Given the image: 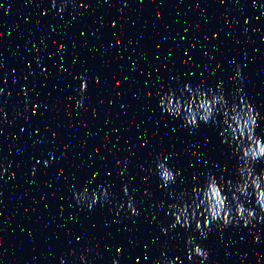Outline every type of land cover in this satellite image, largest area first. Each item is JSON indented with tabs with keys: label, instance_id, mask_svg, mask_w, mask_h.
<instances>
[{
	"label": "water",
	"instance_id": "obj_1",
	"mask_svg": "<svg viewBox=\"0 0 264 264\" xmlns=\"http://www.w3.org/2000/svg\"><path fill=\"white\" fill-rule=\"evenodd\" d=\"M61 4L0 0V264H60L70 249L66 264H83L82 254L88 264H154L162 256H179L176 264H264V220L251 231L238 223L194 233L206 261L185 255L195 221L168 227L180 192L215 202V182L196 192L209 175L237 177V197L251 183L243 164L237 174L243 154L222 120L230 121L233 98L246 94L264 137V0ZM201 89H222L227 103L217 105L215 120L201 116L193 127L185 100L198 107ZM172 93L181 98L179 116L167 108ZM163 157L177 173L171 185L156 170ZM255 169H264V158ZM85 185L89 202L104 187L112 195L89 209L74 196ZM122 185L138 216L125 206Z\"/></svg>",
	"mask_w": 264,
	"mask_h": 264
},
{
	"label": "clouds",
	"instance_id": "obj_2",
	"mask_svg": "<svg viewBox=\"0 0 264 264\" xmlns=\"http://www.w3.org/2000/svg\"><path fill=\"white\" fill-rule=\"evenodd\" d=\"M69 0H62L60 7L67 5ZM47 47V45H45ZM236 77H239L241 81L244 80V77L241 71L236 72ZM233 77V79H236ZM188 85H185L187 88ZM87 89V78L85 77L81 84V90L85 91ZM171 91V90H170ZM27 95V93H25ZM199 105L193 109L195 100L188 102L185 100L186 106L192 107L191 113L188 110V116L186 117L187 124L193 127L199 126L198 117L203 118L205 122H208L211 118L215 120V111L217 110V105L223 107L227 101L223 90L217 91L214 95L211 93L205 94L204 90L201 89L198 93ZM167 108L169 112H175L177 116L181 113V98L176 97L174 93L167 96ZM236 99L241 100L242 104H237ZM207 101V106L205 107L204 102ZM77 107H83L84 101L83 98L76 101ZM231 110L225 108V111H229L231 117L230 121L223 119L222 123H227L228 128L231 129L230 137L232 140L237 142V153L243 154V160L241 159V154L238 155L236 159V171L238 174L241 164L248 169L249 180L251 181L248 184V188L245 189L244 193H241L240 196H236V193L232 192L234 182H236L237 177L233 179L231 176L223 177L218 180L215 174L209 175L203 185H196L197 189L200 190V193L207 191L209 188L213 187V182H215V188L217 189L214 203L209 202L205 203L202 195L197 194L196 199H192V193H186L184 191L178 194V198L174 202V208L176 211L173 213L175 216L174 221L168 227L175 228L176 225H180L185 229L191 227L193 221H195V227L191 229V232L186 238V245L188 246L185 252L189 261H192L194 257H201L203 260H207L209 257L208 249L196 240L194 233L199 232L202 236H207L210 231H212L213 225L216 229L223 231L225 227L242 223L243 226L247 227L251 225L252 228H256L257 222L259 220H264V187L261 186L264 183V169L260 172H257L255 169V162L258 159L264 158V137L256 133V128L258 126V115L256 112L255 106L249 103L247 95L242 94L239 97H234L231 102ZM27 108V104H25ZM202 110V111H201ZM95 114V112H94ZM239 116L242 123L238 124L234 117ZM162 119L166 117L162 116ZM264 118V117H261ZM239 129V132H237ZM227 132V129L225 130ZM249 150H251V155L249 156ZM53 153V158H54ZM167 157L160 159L159 163L156 165V170L161 178L162 183L173 184L176 181L177 173L168 166L166 163ZM50 163V162H48ZM164 165L162 170L161 165ZM0 167H4L3 164H0ZM152 171V169H149ZM35 172L33 171V175ZM142 179H147V177H142ZM193 181H199V176L194 175L192 177ZM228 189L231 192L232 199L229 200L228 193L226 191L221 192L219 189ZM122 189L125 195L128 196V201L126 202V207L131 209V214L138 216L140 214L139 208L134 202V194L129 190L127 185H122ZM112 193L107 187H104L100 191H96L91 195L89 202L88 188L85 185L82 193H74L75 198L78 203L84 205L91 209V207L98 202L101 198L108 199ZM191 199V203L186 199ZM254 197V199H253ZM198 200V202H197ZM206 214V215H205ZM201 217L203 219L201 220ZM155 219V216L153 217ZM163 231L167 232L168 228H163ZM79 239V238H78ZM256 240H260V234L257 233ZM99 245L97 244V247ZM119 252V249H118ZM75 250L70 249L68 253H65L60 258V264H66V257L69 255H74ZM80 260L83 264H88V259L85 255L80 256ZM180 260V257L177 256L175 259H168L167 257L162 256L160 259L156 260L154 264H176ZM112 264H119L116 258L113 259ZM257 264H260L259 258H257Z\"/></svg>",
	"mask_w": 264,
	"mask_h": 264
}]
</instances>
